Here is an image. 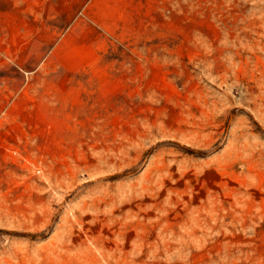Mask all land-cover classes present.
<instances>
[{
    "label": "rangeland",
    "instance_id": "obj_1",
    "mask_svg": "<svg viewBox=\"0 0 264 264\" xmlns=\"http://www.w3.org/2000/svg\"><path fill=\"white\" fill-rule=\"evenodd\" d=\"M0 264H264V0H0Z\"/></svg>",
    "mask_w": 264,
    "mask_h": 264
}]
</instances>
